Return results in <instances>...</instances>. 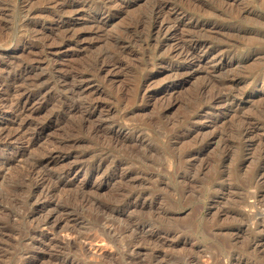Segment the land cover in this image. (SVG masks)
Segmentation results:
<instances>
[{
	"label": "rangeland",
	"instance_id": "1",
	"mask_svg": "<svg viewBox=\"0 0 264 264\" xmlns=\"http://www.w3.org/2000/svg\"><path fill=\"white\" fill-rule=\"evenodd\" d=\"M154 1L0 0V264H264V176L249 172L264 117L253 138L228 133L264 108V0H160L162 31L133 28ZM187 28L206 42L194 59ZM21 62L43 77L25 83ZM64 73L83 75L89 119ZM222 80L231 104L209 100Z\"/></svg>",
	"mask_w": 264,
	"mask_h": 264
},
{
	"label": "bare ground",
	"instance_id": "2",
	"mask_svg": "<svg viewBox=\"0 0 264 264\" xmlns=\"http://www.w3.org/2000/svg\"><path fill=\"white\" fill-rule=\"evenodd\" d=\"M55 2H58V0H54ZM61 1V3H62V7L63 8H71V7H73L74 5H75V3H78L80 0H60ZM95 1V0H94ZM51 3V2H50ZM59 4V3H58ZM96 4V3H95ZM105 4V0H99V3H98V5H97V7L99 6V7H101V5H104ZM60 5V4H59ZM95 6V5H94ZM60 7V6H59ZM104 7V6H103ZM162 7H163V5H162V2L160 1V0H155L153 3H152V5H151V8H150V10H149V12H147L146 13V15H142V16H140L138 19H137V21H136V24L133 26V28L135 27V29H136V27H137V25H144L145 24V22L147 21V29L146 30H148V31H152V29H155V32L156 33H159L160 31H162V28H163V26H164V24H162L163 22H158V24L156 25V26H154V21H155V19H156V17L158 16V14L160 13V12H162ZM64 11H65V9H64ZM247 11V10H246ZM156 21H157V19H156ZM166 21L168 22V24H166L167 26L166 27H168L170 24L169 23H172L171 22V20H169V19H166ZM172 25V24H171ZM139 27H141V26H139ZM166 27H164V28H166ZM169 28V27H168ZM187 30V36H185V38H184V41L183 42H181L180 43V51L182 52V54L184 55L183 56V58H185V59H194V58H197V56H198V54H197V52L201 49H203V48H205V43L203 42V41H200V40H194L193 39V37H194V35H193V33H192V31H193V29H191L192 31H190L188 28L186 29ZM147 31V32H148ZM194 32V31H193ZM256 36L257 37H259V38H261V37H264V31H258V32H256ZM0 37H1V35H0ZM63 38V37H62ZM198 38V37H197ZM1 39V38H0ZM196 39V38H195ZM200 39V38H199ZM204 39V38H203ZM116 44H117V42H116ZM206 46H207V44H206ZM122 54H123V51L121 50V49H116V50H113L112 52H108V51H105L104 53H102L101 55H97V56H95L92 60H91V62H90V64L89 65H86L85 67H86V69L87 70H100V69H102L103 68V64H102V62H103V59H107L106 60V63H110V64H112V65H116V64H118V62H120V60H121V58H122ZM184 60V59H183ZM22 63V62H21ZM20 66H19V70H20V72H19V75L20 76H18V77H20L21 79H23L24 80V82L26 83V80H28L29 81V79H30V77L31 76H33V78L37 81V80H39L40 78H42L43 76L40 74V73H36V74H34V75H32L31 73H33L32 72V70H33V68H34V65L32 64V63H30V62H26V63H22V64H19ZM105 65V64H104ZM66 72H67V70H66ZM71 72V71H70ZM78 74V73H77ZM76 73H73V74H71V73H64L62 76H60L61 77V81H62V83H63V85L64 86H69V89H70V92H72V93H75V94H77V98L79 99V101H80V103L81 104H84L85 105V112H86V117L88 118V117H90L91 116V114L92 113H94L97 109H99L98 108V104L96 103V102H94V101H92L90 98H86V99H83L82 97H80V95H79V91L78 90H80V88H78V84L77 83H79V82H81L82 80H83V75H77ZM33 80V79H32ZM223 81V80H222ZM229 80H227V82H228ZM235 81H237V80H235ZM24 82H22V83H24ZM35 82V81H34ZM227 82H218V84L217 85H215L216 86V88H215V90H213L211 93H210V95H209V100L210 99H216V100H221V101H223L222 103H227V104H231L232 102H233V100H234V98L236 97V95L237 94H235L236 92H232V90H230V89H232V83L231 84H228ZM18 83V82H17ZM20 83V86L22 85V83L21 82H19ZM29 83V82H28ZM37 83V82H36ZM73 83V84H72ZM23 85H25V84H23ZM27 85V84H26ZM32 85V84H31ZM34 85H36V84H34ZM81 85V84H80ZM209 84H207V86H208ZM37 86V85H36ZM206 85H205V87H207ZM232 86V87H231ZM19 87V86H18ZM26 87V86H25ZM35 87V86H34ZM204 87V86H203ZM203 87H201L199 90H200V93H201V90H202V88ZM16 89V88H15ZM222 89H226L227 90V92H221V90ZM21 93V92H20ZM16 94V93H15ZM19 94V93H18ZM202 94V93H201ZM239 95H241V93L239 94ZM87 97V96H86ZM240 97V96H239ZM76 98V97H75ZM19 100V99H18ZM26 100V99H25ZM74 100V99H73ZM77 100V99H76ZM15 104V103H14ZM25 102L21 105V103H20V106H18L20 109H21V111L23 110V109H25ZM100 107V106H99ZM226 107H227V105H226ZM15 108V107H14ZM18 108V109H19ZM65 108V107H64ZM71 108V107H70ZM16 109V108H15ZM19 109V110H20ZM34 109V108H33ZM68 109V108H67ZM84 113V112H83ZM20 115V114H19ZM83 116V115H82ZM259 116V117H258ZM238 117V121H237V125H235V128H233V130H230V131H228V133H233V135H235L234 137H235V139H236V141L239 143V142H241L240 140H242V139H244V138H250V137H252L253 136V134L254 133H256L255 131H256V129H257V126L255 127L254 125H251L253 122L252 121H254V120H258V119H260V121H261V118L262 117H264V108H261L260 110H259V112H258V115H254V114H249V115H245V116H237ZM82 118V117H81ZM84 118H85V115H84ZM83 119V118H82ZM89 119V118H88ZM81 120V119H80ZM262 120H264V118H262ZM82 121V120H81ZM81 123H83V122H81ZM80 123V124H81ZM42 125H43V123L39 126L40 128H42ZM93 125V124H92ZM82 126V125H81ZM91 127V130L92 131H97V130H101V126L100 125H97V124H94L93 126H90ZM90 127H89V129H90ZM34 129V128H33ZM41 131V130H40ZM8 132V131H7ZM9 133V132H8ZM175 133V131L173 132V134ZM220 134V133H219ZM223 134V133H222ZM2 135V132H0V136ZM214 135V134H213ZM218 134H216V135H214V136H210V138H208L207 140L205 139V138H202L201 140H200V143H210L211 141H213L214 140V138L217 136ZM255 135V134H254ZM220 136V135H219ZM217 138H218V136H217ZM222 139H223V137H221ZM253 138V137H252ZM256 138V137H255ZM0 139H2V136L0 137ZM261 140V139H260ZM258 142L259 141V138H257V139H255L254 140V142ZM262 141V140H261ZM261 141H260V145H261V147H259L257 150H258V152H257V150L255 151V152H257L256 154H254V159L252 160V161H254L252 164H253V166L251 167V169L249 170V172H252L251 174H253L256 178H258V176H264V173H261V172H264V169H262L261 168V166L262 165H264V144H262V143H264V142H262L261 143ZM197 143V142H196ZM222 143H224V147H225V150H224V155H223V157L222 158H229L230 157V153H231V151H232V149H233V147H235L234 146V144L233 143H231V142H226V140H224ZM259 143V142H258ZM257 144V143H256ZM255 144V145H256ZM259 146V145H258ZM193 153H194V148H184L183 150H181L180 152H179V155H177V157H178V159L180 158V159H184L185 157H188V156H191V155H193ZM251 155H253V153L251 154ZM221 157V156H220ZM220 157H217V158H220ZM216 158V159H217ZM179 159V160H180ZM39 160V159H38ZM181 160V161H182ZM221 160V159H220ZM218 161V160H217ZM216 161V162H217ZM36 162V161H35ZM36 164V163H35ZM34 164V165H35ZM37 164H42L41 163V161L40 162H38ZM36 164V165H37ZM83 167H85V165H82ZM82 166H79L78 168H82L83 169V167ZM94 166V165H93ZM38 167V166H37ZM99 167V165H96L95 166V168L97 169ZM70 168H72V166L71 165H69V167H66V168H64L63 170H61V174L62 173H66V171L68 170V169H70ZM34 169V168H33ZM85 170H89L90 169V167H86V168H84ZM189 171V169H186V170H184V172H188ZM86 172V171H85ZM262 178V177H261ZM39 182V181H38ZM59 182V178H57L56 179V181H55V184H59L58 183ZM46 183H48V182H45V181H42V182H40V183H35V186H36V188L34 187L33 188V190L32 191H37V190H40L41 191V195L40 196H38L39 198V200L40 199H43V197L46 195V194H48L51 190H50V188L46 185ZM51 186V185H50ZM57 187V186H56ZM39 188H42V190L41 189H39ZM133 191V190H132ZM31 193V192H30ZM34 193V192H33ZM126 194V193H125ZM134 195V194H133ZM37 197V196H36ZM38 200V201H39ZM44 200V199H43ZM43 200L42 201H40V204H43ZM48 203V202H47ZM51 205H56V204H54V202L53 201H51ZM56 203V202H55ZM48 204H50V203H48ZM117 205V204H116ZM128 205V204H127ZM55 207V206H54ZM109 207V206H108ZM121 207V206H120ZM110 208V207H109ZM113 208H114V206H113ZM118 208V207H117ZM116 208V209H117ZM57 209V208H56ZM119 209V208H118ZM107 210V209H106ZM48 222V217L46 216V217H44V219H43V223H47ZM142 222V221H141ZM130 225L132 226V227H134L135 228V225L134 224H131L130 223ZM127 227H129V226H127Z\"/></svg>",
	"mask_w": 264,
	"mask_h": 264
}]
</instances>
